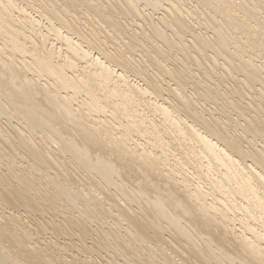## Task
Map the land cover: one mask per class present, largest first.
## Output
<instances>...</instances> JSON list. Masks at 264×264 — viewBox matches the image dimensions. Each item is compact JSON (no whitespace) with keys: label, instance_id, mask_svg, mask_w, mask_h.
<instances>
[{"label":"bare ground","instance_id":"obj_1","mask_svg":"<svg viewBox=\"0 0 264 264\" xmlns=\"http://www.w3.org/2000/svg\"><path fill=\"white\" fill-rule=\"evenodd\" d=\"M0 264H264V0H0Z\"/></svg>","mask_w":264,"mask_h":264},{"label":"rangeland","instance_id":"obj_2","mask_svg":"<svg viewBox=\"0 0 264 264\" xmlns=\"http://www.w3.org/2000/svg\"><path fill=\"white\" fill-rule=\"evenodd\" d=\"M107 218H108V219H107ZM106 220H110V216H107V217H106ZM91 222H93V221H91ZM98 222H99V221H98ZM98 222L94 220V223H96V225L98 224ZM109 222H110V221H109ZM94 223H91V226L95 225ZM100 224H101V222L98 224V226H101ZM105 224H106V223H105ZM96 225H95V227H96ZM103 226H104V225H103ZM105 226H106V225H105ZM88 241H89V240H88Z\"/></svg>","mask_w":264,"mask_h":264}]
</instances>
